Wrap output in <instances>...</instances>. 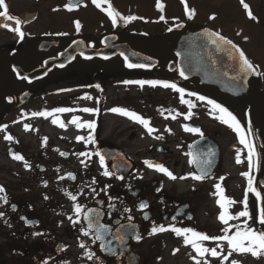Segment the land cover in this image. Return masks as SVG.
Segmentation results:
<instances>
[{
	"label": "flooded vegetation",
	"instance_id": "obj_1",
	"mask_svg": "<svg viewBox=\"0 0 264 264\" xmlns=\"http://www.w3.org/2000/svg\"><path fill=\"white\" fill-rule=\"evenodd\" d=\"M65 1L67 3L68 0ZM182 3L184 9L188 5L194 11L191 19L187 15H182L181 18L169 23L165 30L145 33L138 26H131L130 22L125 23L123 20H118L117 25L113 26L105 11L109 4L116 11L112 1L103 0L101 6L97 7L92 0H87L75 10L69 11L65 8V13L81 12L91 4L92 10L101 12L104 16L103 24H106L104 31L99 33L95 31L90 35H82L81 30L71 33L67 22L60 27L59 23L51 21L48 23L45 35L31 38L28 31L30 26H34L37 22V4L29 8L32 17L24 19L21 6L14 10L11 8V1L5 0L8 14L21 21V31L24 35L21 38L15 31H9L15 33L16 38L12 39L7 32L0 31L3 41L0 44V118L7 116L14 108L5 104L11 96L15 101L23 97V94H14L19 89L31 88L33 93L36 92L33 96L36 99L42 98L43 94L37 91L43 90L46 85L48 88L49 85L54 87L55 93L74 91L89 94L95 91L96 114L102 118L108 87L149 86L123 83L126 80L174 82L178 87L184 88L186 93L192 92L215 100L236 116L244 133H251L248 139L253 141L259 153L260 176L264 179V0H244L249 6L247 10L241 0H188ZM249 10L255 19L249 17ZM0 11H4V8H0ZM9 22L14 28L16 27L15 21L9 20ZM181 25L183 26L181 31H174L175 27ZM190 30L219 32L231 40L257 66L260 74H251L253 81L251 86L242 92L239 91L238 98L234 99L227 93L221 94L200 88L192 81H180L174 75L173 62L169 57L171 40ZM110 35L117 37L115 45H129L134 53L156 61L158 65L152 67L150 71L127 70L119 57L107 62L94 60L101 64L92 67L95 75L87 62L76 57L65 69L55 68L46 78L31 84H27L24 80L18 81L11 69L12 63L28 73L40 67L43 61L56 58L70 43L78 39L85 40L91 37L87 47L97 50L101 47V39ZM42 41L58 43V46L40 52L38 45ZM144 41H149L148 48L144 47L146 45ZM218 56L229 59L227 54L222 52L218 53ZM224 69L227 73L224 79L236 75L230 69V63ZM88 77L92 83L90 88L87 87L86 82ZM69 79L71 85L60 87L62 81ZM96 85L100 87L97 88ZM158 88L163 92L157 94L156 99L151 98L154 95L153 89L140 90L136 92L134 98H124L120 106L149 120V126L155 129L151 134L138 121L127 117L126 122L129 125L116 124L113 132L103 137L99 120L98 126L91 130L95 144L87 143L86 140L77 142L66 139L60 142L59 138L53 136L48 138L50 139L47 144L48 154L54 162L46 164V168L41 167L37 171L38 174H47L46 186L38 180L35 181L36 185L33 184L34 181L28 185L36 189V194L32 191L29 195L25 192V186L10 185L4 181L5 192L0 193V196H6L7 202L0 199L3 214L0 215L3 232L0 264H151L150 261L141 258L143 247L147 245L145 242L160 236L158 240L165 247L168 244L185 246L184 237L177 236L170 230L149 235L154 224L164 225L166 228L169 225L190 227L210 237L215 228L223 230L226 227L218 219L222 209L217 204L220 196L215 185L220 184L223 195L230 199L232 177L242 180L244 200L249 203L248 208L252 210L251 219L253 221L254 217L257 218L256 201L247 191L248 177L242 175L248 172L253 180L254 159L250 168L247 148L240 144L237 133L215 118L220 115L218 112L210 113L211 106L207 105L206 101H199L195 96L185 95V99L194 104L191 109L192 116L185 120L184 114H187L189 109L187 105L180 103L179 93L162 86ZM126 95L124 94L125 97ZM28 98L23 106L14 108L15 112L22 113L23 117L25 116L23 107L34 100ZM172 116H175V119ZM158 117L160 120H156ZM248 120L250 131H248ZM183 125L199 128L203 132V138L199 133L185 131ZM56 142L63 145L64 152L61 153L64 155L61 153L58 155ZM209 147L214 153L210 157L205 155ZM102 150L114 151L111 153L113 162L118 163L120 155L131 165V170L123 179L116 178L119 177L116 173L111 177L103 175L105 169L111 171L113 162H105V167L100 165L99 157L94 153ZM80 152H87L89 156L77 155ZM238 153L240 163L236 162ZM205 159L211 160L210 165L199 163ZM190 160L196 162L190 163ZM85 161L88 163L86 164ZM144 161L163 165L176 179H170L166 174L147 167ZM57 166L60 168H56ZM201 168L205 169L207 176L202 180L193 179V175L201 174ZM236 170L239 172L232 174L231 171ZM69 173L74 174L75 179L69 178ZM61 176L65 178L60 179ZM93 179L95 183H92ZM259 191L264 213V186L259 185ZM69 192L77 195L76 203L81 204L84 210L95 208L101 211L100 222L107 224L111 233H115L120 224L127 225L129 223L127 217L131 215L133 217L131 223L135 225L136 234H140L142 239L137 242L130 238L132 235L130 232L122 245L113 240L111 246L115 247L116 254L101 251L100 241L93 243L91 236L81 234V228L87 226L82 217L81 223L75 225L69 219L70 216L75 219L73 201L66 195ZM45 196L48 199H45ZM141 203L147 204L143 210L139 208ZM109 204L114 207L109 208ZM125 209L131 211L125 212ZM145 216L148 219H145ZM259 229L264 232L263 227ZM34 233L40 234L34 235ZM110 238L111 235L105 237L106 240ZM81 243L86 247L81 248ZM86 250L92 251L99 259L89 260L84 255Z\"/></svg>",
	"mask_w": 264,
	"mask_h": 264
},
{
	"label": "rangeland",
	"instance_id": "obj_2",
	"mask_svg": "<svg viewBox=\"0 0 264 264\" xmlns=\"http://www.w3.org/2000/svg\"><path fill=\"white\" fill-rule=\"evenodd\" d=\"M12 3V9H17L21 6L24 14L22 17L24 19H30L32 17V11L29 10L31 5L37 4L38 19L34 26H30L29 35L31 38L39 37L47 33L48 23L55 21L59 23L60 27L62 24L67 22L69 25V30L71 33L77 30L76 24L74 22L78 21L80 23V28L82 35H90L95 31L97 33L104 31L106 24H103L104 16L101 12L92 10L91 4L87 5L81 12H72L71 14L65 13V0H10ZM103 1V0H102ZM114 3L115 9L121 14L122 17H127L129 15L137 17L130 22L131 26L139 27L145 33L155 32L154 30H165L167 25L173 20L179 19L182 15H186V7L191 10L190 6L182 7V0H159L160 7H157L158 0H108ZM188 1V0H186ZM185 10V12H183ZM55 11V12H54ZM164 16L161 20L160 17ZM134 22V23H133ZM62 29V28H61ZM132 28L130 27V30ZM5 31V30H4ZM9 34L10 38H16L15 33L12 34L9 31H5ZM0 36V44H2ZM93 66V65H91ZM95 77L94 74H91ZM50 88V89H49ZM47 86L44 90H38L37 92L42 93L43 96L35 97L32 103H28L23 107L25 116L21 114L8 115L0 119L2 127L0 129V186H3L4 181L6 184L10 185H21L25 186V192L31 195L32 191L36 194L35 188L28 186L34 181L38 180L41 184H45L47 174H38V170L41 167L46 168V164H50L53 158L48 154L47 144L50 142L48 139L50 136L59 138L63 142L66 139L69 141H77V136L85 137L87 141L92 129H88L86 126L82 128H77L75 125L70 124L69 121L73 116H78L80 118V123H85L89 121H95L96 126H98V121L100 120L102 135L103 137L109 136L114 129L116 124L122 126H127L129 123L126 122L127 117L120 115L118 113H113L110 111L111 108L122 106L124 98L132 99L136 92L147 91L153 89L154 95L151 97L156 99L157 94H162L163 90L156 87H129L121 88L110 86L106 90V102L104 104V109L101 116L96 114L97 103L95 91L91 93H82L68 91L63 93H55L54 87ZM128 89V92H126ZM36 93V92H34ZM32 92L31 96H35ZM124 94H127L126 97ZM85 96L91 97L90 99L84 98ZM161 96V95H160ZM128 99V100H129ZM46 102L45 104L43 103ZM130 102V101H128ZM131 103V102H130ZM57 107H70L74 109H81L84 107L92 108L94 111L92 113H85L82 111H74L70 113H54L53 109ZM52 112V115L47 117L44 116H33L35 112ZM11 114V113H10ZM30 114V115H28ZM99 117V118H98ZM58 119L66 127L62 128L58 124H53L52 120ZM156 120H160L158 117ZM29 125V130H25V125ZM10 135L13 139L11 141L6 140L5 136ZM44 138H47L46 142ZM78 142V141H77ZM84 142V141H79ZM89 143V142H87ZM57 153L60 155L64 152V147L62 144L56 142ZM13 150V154H19L24 159L16 160L13 158V154H9V151ZM61 161L60 158H58ZM25 162L29 165L28 168L25 167ZM87 164L88 161H85ZM56 168H60L57 166ZM232 174L239 172V170L231 171ZM233 182L231 183L230 199L235 201L231 205H227V212L235 217L240 211L247 207L249 213L248 217H240L239 219L229 220V225H241L246 221L247 225L257 232H263L259 229L255 223H253L251 216V209L248 208V202L244 200V186L242 180L238 177H232ZM28 182V183H27ZM47 183V182H46ZM2 205L0 203V213ZM235 228L231 229V232H235ZM231 232L229 234H231ZM2 228L0 225V251L3 244ZM224 235L222 229H214V233L211 237H216ZM160 236L151 239L149 242H145L142 252V259L148 260L151 264H195L192 257L196 256L195 251L191 245H185L183 247H178L177 245L168 244L166 247L159 241ZM204 247L213 248L216 247L217 241H198ZM174 249H179V251L173 254ZM217 251L220 253L217 257H211L210 254H205L201 259V264L204 260H207L209 264H232L233 260L239 261L240 264H264V254L258 257H253L251 253H232L228 260H223V256L228 255V246L226 242H221V248Z\"/></svg>",
	"mask_w": 264,
	"mask_h": 264
},
{
	"label": "snow or ice",
	"instance_id": "obj_3",
	"mask_svg": "<svg viewBox=\"0 0 264 264\" xmlns=\"http://www.w3.org/2000/svg\"><path fill=\"white\" fill-rule=\"evenodd\" d=\"M92 2L97 6L100 7L102 0H92ZM182 2L186 3V0H182ZM241 3L243 4V7L247 10L249 6L244 3V0H241ZM76 5L72 4H67L65 7L71 11ZM157 7H160V3L158 0ZM0 8H4V11H0V16L6 17L8 20H13L15 21L16 27L12 29L15 31L21 38H23L24 33L21 31V21L8 14L7 8L5 7V0H0ZM106 14L108 17L111 19V22L113 26L117 25L118 20H123L125 23L132 21L134 19H137V17L129 15L127 17H122L121 14L117 11H115L111 5L109 4V7L105 9ZM186 15L188 16L189 19L192 18L194 15V11L190 10L186 7ZM248 15L250 18L255 19V17L252 15L251 11H248ZM161 20L164 19V16L160 17ZM210 19H214V17H210ZM76 24L77 30L80 28V23L78 21L74 22ZM7 27V25H5ZM171 31V29H169ZM207 43L210 45L215 46V49L217 52H223L226 53L229 59L235 61V64L233 66V71L236 73V75L232 76L230 79L233 81L237 80H243L247 82V77L250 74H260L258 72L257 66H255L245 55V53L239 49L231 40L225 38L223 35H221L219 32H207ZM121 56H124L123 53H120ZM104 59H108L107 56L104 57ZM125 64L126 67L129 69L133 68H147L150 67L148 64L144 63H132L129 62V58L127 56H124ZM213 63H216L214 60ZM60 67H64L63 64L59 65ZM227 74V73H225ZM179 75L181 77H184L187 79L185 75V71L183 69L180 70ZM23 79L27 80L28 77H23ZM125 84H137V85H149L152 87L156 86H162L165 89H172L173 91L179 93L180 95V103L187 105L189 111L187 114H184V119L188 120L192 116L191 109L194 107V104L192 101L185 99V95L191 97L195 96L197 100L199 101H206L207 105L211 106L210 113L211 112H218L220 115L215 117L216 119H219L222 123L227 124L229 127H231L239 136V142L240 144L244 145L247 148L248 151V161H249V167L251 168L253 166V159L256 156V151L254 144L249 141L248 136L251 134L250 132L244 133L243 129L241 128L240 121L237 120L236 116L233 115L231 111L228 110V108L222 106L221 104L217 103L215 100L212 99H207L205 96L202 95H197L196 93L192 92H185L184 88L178 87L176 83L174 82H169V81H161V80H126L123 81ZM95 87L99 88L100 85H96ZM84 98L90 99L91 97L85 96ZM74 111H82L85 113H92L94 109L92 108H81V109H74L70 107H57L52 110L54 113H70ZM111 112L113 113H118L120 115L129 117L135 121H138L140 124H142L148 131L149 134L155 131L152 127H150V121L147 119L142 118L140 115L133 111H129L127 109L121 108V107H113L110 109ZM171 110H169L170 112ZM52 112H35L32 115L33 116H44L47 117L49 115H52ZM176 115H181L180 113H176ZM173 119H175V116H172ZM80 118L78 116H73L71 120L69 121L70 124L75 125L77 128H82V127H87L88 129H95L96 127V122L95 121H89L85 123H80L79 122ZM53 124H58L60 127L64 128L66 127L63 123H61L58 119H53L52 120ZM6 128V126H0ZM183 128L185 131L192 132V133H199L200 136L203 138V132L197 128V127H188L187 125H183ZM25 130H29V125H25ZM168 130V129H166ZM170 131V130H168ZM160 137H157L159 139ZM6 140L11 141L13 138L8 135L5 136ZM77 141H85V137L83 136H77L76 137ZM47 138H44V141L46 142ZM95 144L96 141L90 134L87 141ZM61 155H64V153H61ZM77 155L79 156H89V153L87 152H80ZM95 156L99 157V163L102 167H105V155L100 153L99 151L94 153ZM191 155V153H189ZM207 156H212L214 155L213 150L211 147L208 148L207 153L205 154ZM13 158L16 160H23L24 158L19 155V154H13ZM190 163L196 162V161H189ZM236 162L240 163V156L239 153L237 154L236 157ZM81 163L83 164L84 161L82 160ZM147 167L149 168H154L156 171H159L161 173L166 174L170 179H176V177L173 175L172 172H170L166 167H164L161 164H154L149 161H144ZM199 163L205 164V165H210L211 160L210 159H205L203 161H200ZM25 167L28 168L29 165L27 162H25ZM201 174L200 175H193L192 178L195 180H202L205 176H207V172L205 169L201 168ZM104 176L111 177L114 175L112 171H109L105 169L103 172ZM242 175L248 177V187L247 191L248 192H255V188L253 187V180L252 177L249 175L248 172L242 173ZM68 177L71 179H75L74 174L69 173ZM65 177L61 176L60 179H64ZM118 179H123L122 176L116 177ZM184 177H181L183 179ZM223 179V178H221ZM92 183H95V179H93ZM46 186V182H45ZM109 187V186H105ZM215 188L217 190V194H219L220 198L217 200V204L222 209V211L219 213L218 219L226 225V227L222 230L224 232V235L216 236V237H210L209 235L196 231L193 228L190 227H176L175 225H169L167 228L164 225H159L156 226L155 224L153 227L150 229L149 235H154L158 232H164V231H172L174 232L177 236H183L184 237V244L191 245L193 250L196 253V256L192 257L194 260L195 264H201V259L205 256V254H210L211 257H217L220 255V253L217 251L218 248H221V242H226L228 246V255L223 256V260H228L229 256L232 255V253H251L253 257H258L259 255L264 254V232H257L251 227L247 225V222H243V226L241 225H229V220L232 219H239L240 217H248L249 213L247 211V207L245 206V209L240 211L235 217L230 215L227 212V205H231L235 203V201L225 197L222 192V188L220 184H216ZM95 191V189H93ZM5 189L3 186H0V193H4ZM66 195L69 197L71 201H73V211L75 214V219H73L71 216L69 219L72 221L73 225L81 223V217L84 222H86V227L81 228V234L83 236H91L93 243L96 241H100V248L101 251H104L109 254H116V249L115 247H112L111 245L113 244V240L118 242L119 244H123L125 241V237L129 235L131 232L132 235L130 238L135 239L137 242H139L142 239V236L140 234H136L135 231V225L132 224L133 217L129 215L127 217V220L129 223L127 225L125 224H120L119 228L115 233H111L110 228L107 224L101 223L100 218L102 216V212L99 211L98 209L92 208V209H87L84 210L83 206L79 203H76L77 201V195L72 194V193H66ZM256 195L259 197V193H256ZM0 199H3L5 202H7L6 196H0ZM45 199H48L47 196H45ZM110 200L112 199L111 197L109 198ZM102 203V202H98ZM13 210H15V205L12 206ZM114 205L109 204V208H113ZM147 207V204L141 203L139 205V208L143 210L144 208ZM125 212H130V209H125ZM0 215H3L0 213ZM145 219H148L147 216L144 217ZM191 219V217H189ZM22 219H24L22 217ZM175 219V217H173ZM260 222L264 223V214L261 215L260 217ZM235 228V232H231V229ZM231 232V234H229ZM123 233V234H121ZM40 233H34V235H39ZM111 235L110 239H105L106 236ZM209 240H215L217 241L216 247L213 248H208L204 247L201 243H198V241H209ZM81 248H85L86 246L81 243L80 244ZM123 249H121V252ZM179 251V249H174L173 254L175 252ZM84 255L89 259H99L95 257V254L92 251L86 250ZM199 257V258H198ZM203 264H209L207 260L203 261ZM232 264H240L239 261L233 260Z\"/></svg>",
	"mask_w": 264,
	"mask_h": 264
},
{
	"label": "water",
	"instance_id": "obj_4",
	"mask_svg": "<svg viewBox=\"0 0 264 264\" xmlns=\"http://www.w3.org/2000/svg\"><path fill=\"white\" fill-rule=\"evenodd\" d=\"M85 0H68L67 4L76 5L73 9H76L84 3ZM183 26H177L174 28V31H181ZM117 40L116 36H105L101 39V47L97 50L87 48V44L91 41V38L85 40H75L70 45H68L56 58L47 59L42 63V66L36 68L29 73H24L22 70L14 64L11 65L16 78L22 80L23 77H28L25 80L27 83H32L45 78L49 72L54 68L63 69L69 64H71L76 57L84 61L91 60H101L109 61L116 57H119L124 62V67L127 70H144L150 71L152 67L158 65L156 61H153L147 57L134 53L129 45H115ZM146 44L144 47H149V41H144ZM58 43H40L38 50L40 52L48 51L52 47H57ZM120 53H123L124 56L129 58V62L132 63H144L150 65L147 68H133L129 69L126 67L124 56H121ZM215 46L207 43V33L203 30H190L181 34L178 37H175L171 40L169 48V57L173 62V71L174 75L178 80L187 82L192 81L200 88H207L218 93H227L232 98H238L239 91H244L249 88L252 84L251 74L247 77V82L243 80L233 81L232 79H224L225 67H228L230 63V69L233 70L235 61L226 59V57H219ZM222 54H226L223 53ZM107 56L108 59H104ZM216 63H213V61ZM229 60V61H228ZM63 64L64 67L59 65ZM185 71L187 79L179 75L180 70ZM233 76V75H231ZM231 78V77H230ZM250 125L248 120V131H250ZM253 143V141H252ZM254 144V143H253ZM255 147V144H254ZM256 156L254 157V176H253V187L255 192H251L253 198L256 201V214H257V223L264 227V223L260 222V217L263 213V200L259 191V185L264 186V179L260 176V158L257 149L255 148ZM105 155V162H113L111 158V153L114 151L102 150L99 151ZM125 162V163H124ZM131 165L126 162L122 156L119 155V162H113L111 171L116 173L118 176L124 177L131 170ZM117 169L120 171L118 172ZM259 193V197L256 195Z\"/></svg>",
	"mask_w": 264,
	"mask_h": 264
},
{
	"label": "trees",
	"instance_id": "obj_5",
	"mask_svg": "<svg viewBox=\"0 0 264 264\" xmlns=\"http://www.w3.org/2000/svg\"><path fill=\"white\" fill-rule=\"evenodd\" d=\"M86 64H88V65H92V64H94V62H89V63H86ZM86 80H87V81H86V82H87V87L90 88V86L92 85V83H91L89 77L86 78ZM66 85H71V79H69V80H65V81H62L60 87H62V86H66ZM46 86H47V85H46ZM9 105L14 106V108H16V107L18 106V102H17V101L14 102V100H11V101L9 102ZM14 108H12V109L10 110L11 114L14 112V111H13Z\"/></svg>",
	"mask_w": 264,
	"mask_h": 264
},
{
	"label": "bare ground",
	"instance_id": "obj_6",
	"mask_svg": "<svg viewBox=\"0 0 264 264\" xmlns=\"http://www.w3.org/2000/svg\"><path fill=\"white\" fill-rule=\"evenodd\" d=\"M5 25H7V27H5ZM0 29L5 30V31H13L12 29H14V27L10 24V22L6 18H0ZM90 67H91V72H93L96 75V73L92 69V67L94 68L95 65L90 66ZM10 113L11 112H9L7 116L10 115Z\"/></svg>",
	"mask_w": 264,
	"mask_h": 264
}]
</instances>
